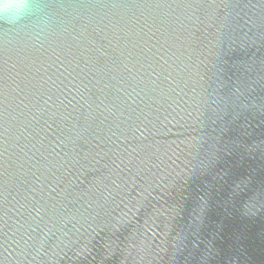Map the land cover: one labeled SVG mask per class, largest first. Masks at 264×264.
<instances>
[{
    "label": "water",
    "instance_id": "95a60500",
    "mask_svg": "<svg viewBox=\"0 0 264 264\" xmlns=\"http://www.w3.org/2000/svg\"><path fill=\"white\" fill-rule=\"evenodd\" d=\"M30 2L0 14V264H264V0Z\"/></svg>",
    "mask_w": 264,
    "mask_h": 264
},
{
    "label": "clouds",
    "instance_id": "9594fccd",
    "mask_svg": "<svg viewBox=\"0 0 264 264\" xmlns=\"http://www.w3.org/2000/svg\"><path fill=\"white\" fill-rule=\"evenodd\" d=\"M39 11L38 5L30 2V0H23L22 3L0 0V14H2L3 20L9 25H15Z\"/></svg>",
    "mask_w": 264,
    "mask_h": 264
}]
</instances>
